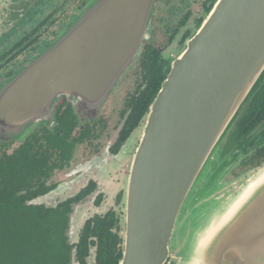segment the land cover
<instances>
[{
  "label": "water",
  "instance_id": "1",
  "mask_svg": "<svg viewBox=\"0 0 264 264\" xmlns=\"http://www.w3.org/2000/svg\"><path fill=\"white\" fill-rule=\"evenodd\" d=\"M153 2L94 1L3 82L0 139L14 140L37 118L48 125L60 95L94 118L139 56ZM263 71L264 0H216L148 108L127 179L119 264L168 263L182 206ZM223 201L197 222L176 264H264V165Z\"/></svg>",
  "mask_w": 264,
  "mask_h": 264
},
{
  "label": "flooded vegetation",
  "instance_id": "2",
  "mask_svg": "<svg viewBox=\"0 0 264 264\" xmlns=\"http://www.w3.org/2000/svg\"><path fill=\"white\" fill-rule=\"evenodd\" d=\"M94 1L0 0V85L53 43ZM215 2L154 0L149 36L139 56L94 118H88L89 108L78 111L75 101L60 95L50 106L48 125L45 118H37V126L28 127L17 136L13 134L14 140L0 139V151L10 152L61 151L46 146L50 145L47 139L56 144L58 139L67 138L73 144L68 160L59 158L43 166L40 180L44 185L36 197L43 199L38 206L45 210L71 205L70 243L74 236V231L70 232L71 220L86 206L93 214L82 227L88 220L112 211L119 220L120 232L123 231L127 179L146 117L134 127H127V121L136 105L137 110L145 105L142 100L147 96L148 83L153 85L170 72L172 62L207 16L206 8ZM61 122L70 127L61 129ZM71 127L73 131L67 133ZM138 131L140 135L136 134ZM221 141L218 145L224 153L209 170L217 178V187L205 196L203 205L206 200V205H211L234 194L264 165V71ZM122 155L125 158L121 163ZM217 167H221L219 174ZM106 205L109 207L103 211ZM81 229L71 244L78 242Z\"/></svg>",
  "mask_w": 264,
  "mask_h": 264
},
{
  "label": "trees",
  "instance_id": "3",
  "mask_svg": "<svg viewBox=\"0 0 264 264\" xmlns=\"http://www.w3.org/2000/svg\"><path fill=\"white\" fill-rule=\"evenodd\" d=\"M211 9L210 4L206 13ZM167 75H161L153 85L148 83L146 101L142 100L145 105L140 110L135 106L127 127L136 126L146 117ZM60 125L61 129L70 127L63 122ZM69 142L60 138L53 144V139H47L50 145L46 146L61 151H0V264H119L122 231L114 212L88 220L80 230L78 242L71 244L68 239L71 205L45 210L31 203L42 192L43 166L59 158L68 160L69 149L73 147Z\"/></svg>",
  "mask_w": 264,
  "mask_h": 264
},
{
  "label": "rangeland",
  "instance_id": "4",
  "mask_svg": "<svg viewBox=\"0 0 264 264\" xmlns=\"http://www.w3.org/2000/svg\"><path fill=\"white\" fill-rule=\"evenodd\" d=\"M193 11L196 12V7H193ZM113 91L111 93H113ZM140 131L136 132V134L138 133V135H140ZM221 143L222 141L219 144ZM221 148H222L221 145L217 146L211 158L207 162L204 170L199 175L198 179L193 185L187 199L184 202V205L182 206V209L175 224L173 236L169 246L170 264H176V261L179 258V256L180 257L184 256L191 235L193 234L195 228L197 227L196 224L201 219L203 214L205 213V216L208 217L213 213V211L217 207H219L224 202V201H218L211 205L210 204L206 205L207 202L206 200L204 205L202 203L203 199H205V196L211 194L213 191L212 189H215L217 187L216 185L217 178L215 175H213V173H210L209 170L214 165V163L219 160V157L223 155L224 151H222L223 148L222 149ZM124 158L125 156L122 155L120 159L121 163ZM220 171H221V167H217V174H219ZM208 187H211V189L209 190ZM42 203H43V199L41 198V199H37L34 204L39 205ZM90 204H92V202ZM108 207L109 205H106L105 208H103L104 209L103 211H105ZM92 214L93 211H91V209L88 206L76 212V214L74 215V219L71 220L70 232L73 234L74 231V236L72 237L71 243L75 242L76 239L75 237L77 236L79 229H81L83 223L89 218L88 216H91Z\"/></svg>",
  "mask_w": 264,
  "mask_h": 264
}]
</instances>
